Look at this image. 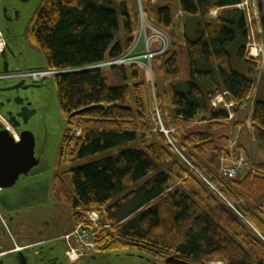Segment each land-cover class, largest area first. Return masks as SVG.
I'll return each mask as SVG.
<instances>
[{"label": "trees", "instance_id": "obj_1", "mask_svg": "<svg viewBox=\"0 0 264 264\" xmlns=\"http://www.w3.org/2000/svg\"><path fill=\"white\" fill-rule=\"evenodd\" d=\"M139 1L151 37L153 89L168 137L160 131L146 68L139 62L90 67L115 59L136 43ZM240 0H40L22 37L42 55L51 75L64 129L55 154L60 167L125 143L116 156L55 172L50 197L70 211L57 235L96 211L95 251H137L162 264H264V161L234 179L220 173L228 113L211 105L228 91L242 103L255 79L231 66L230 49L246 57L248 28ZM261 5V4H259ZM263 25H264V6ZM223 8L216 16L209 13ZM192 29L179 31L177 19ZM232 47V48H231ZM183 71L185 75L183 76ZM184 77V78H183ZM82 112L70 116L77 110ZM263 141L264 100L251 116ZM172 130V131H171ZM169 139L173 143H170ZM227 160L228 155H225ZM141 182L139 185H137Z\"/></svg>", "mask_w": 264, "mask_h": 264}, {"label": "flooded vegetation", "instance_id": "obj_2", "mask_svg": "<svg viewBox=\"0 0 264 264\" xmlns=\"http://www.w3.org/2000/svg\"><path fill=\"white\" fill-rule=\"evenodd\" d=\"M3 34L0 30V81H9L17 77L11 63L5 64L11 48ZM3 114L0 112V131L7 130L18 139L22 127L13 125ZM39 163L12 186L11 174L0 178V264H112L110 252L95 250L70 262L65 243L57 235L63 224L59 219L62 207L50 197L55 172L48 176Z\"/></svg>", "mask_w": 264, "mask_h": 264}, {"label": "rangeland", "instance_id": "obj_3", "mask_svg": "<svg viewBox=\"0 0 264 264\" xmlns=\"http://www.w3.org/2000/svg\"><path fill=\"white\" fill-rule=\"evenodd\" d=\"M249 4H250V8L254 10V15H250L252 30L250 31L249 35L253 36L252 38L255 40V43L257 45L258 44L262 45V52L257 57H250L248 54H246L247 58L255 61V63L252 64L240 59L235 51L233 54H231V66L234 70L250 78H253L255 74V83L253 85L250 98L247 99L246 105L242 108H239L235 112V115L231 121L227 120L225 122V128L220 130V132L228 134L229 125H232L233 128H231V132H233V135H236L235 131L237 129V125L245 124L244 126L242 125L241 127L242 129L239 131V143L238 145H236L234 149V153L237 155L238 152L241 151L242 155L244 156L247 155L248 158L252 157L255 163H257V162H261V159L264 160L263 141H256V144L255 141H253V133L251 130V116L255 104L254 96L255 97L258 96L259 99L264 100V27L262 24L263 11H261V7H260L261 5L262 7L264 6V0H249ZM177 26L178 28H180V20L178 19H177ZM155 34L149 36L146 30L145 32L144 31L139 32V41H143V47L142 49H137V47H135L134 53L142 54L146 50L144 43L145 37H147V39L150 40V38L154 37ZM136 49L138 51L142 50V52L138 53L136 52ZM17 53L21 57V61L15 62L14 66L19 68L18 69L19 71H21L22 68H25L28 65H33V64L39 65L42 63V57L40 52L35 47H32L23 41L18 45ZM20 62L21 65H19ZM105 73L110 78H111V74L113 73L119 76V73L110 66L105 67ZM182 75L183 76L185 75L184 71ZM45 76H49V77H46L44 79L42 96L41 93H36L35 91L32 90H26V91H31V93L21 91L20 94L22 96L26 95L28 97V101L30 102L29 110L31 113V117L28 120V122L25 124V128L30 130L34 135L35 154L40 158L39 166L44 167V172H46V174L61 172L73 167L81 166L96 160H100L104 157L116 156L119 152H121L124 149L139 145L138 143H134V142L125 143L110 149H106L94 154L87 155L82 158H78L72 162H65L60 167H55L54 165L55 154L57 151V147L60 143L61 137L63 135L64 129L66 128V125L64 118L58 108V103L53 85V79L50 75H45ZM43 78H41V80ZM151 101L155 107L156 96L152 95ZM11 108H16V106L14 104H11ZM235 119L239 120L238 121L239 124H236L237 122H235ZM246 122L249 124V128L247 127ZM243 136L245 137L244 146L246 145L244 148H242L243 147L242 138H244ZM257 151L260 154H257ZM226 154L229 156L228 152H226ZM140 183L141 182H139L137 185H139ZM61 207L62 209L61 211H59V219L63 220V223L66 222V225L71 224L72 221L70 218V211L65 207L64 204H61Z\"/></svg>", "mask_w": 264, "mask_h": 264}, {"label": "water", "instance_id": "obj_4", "mask_svg": "<svg viewBox=\"0 0 264 264\" xmlns=\"http://www.w3.org/2000/svg\"><path fill=\"white\" fill-rule=\"evenodd\" d=\"M39 1L0 0V30L8 37L9 47L11 48L9 57L5 59V64L11 63V71H19V68L14 66L15 62L21 61V57L17 53L18 45L22 41L25 42L22 37L23 30ZM139 7L141 16L143 17L140 2ZM19 65H21V62ZM44 67L42 58L41 64L28 65L22 68L21 71L44 69ZM7 71V68L3 70V72ZM46 77L49 76H45L36 84H34L35 81L33 79L28 77L0 81V112L4 113L3 115H6V118L13 125L22 127L19 128L20 137L18 139L10 135L7 130L0 131V178L11 174V186L17 182L21 175L27 174L40 161V158L35 154L34 135L30 130L25 128V124L31 117L29 110L30 102L28 101V97L26 95L22 96L20 92L31 93V91L26 90H32L36 93H41L42 96L44 79ZM11 104H14L16 108H11ZM83 110H77L70 116L76 115ZM49 175L50 173H48ZM110 262L112 264H162L153 257L137 251L110 252Z\"/></svg>", "mask_w": 264, "mask_h": 264}, {"label": "built area", "instance_id": "obj_5", "mask_svg": "<svg viewBox=\"0 0 264 264\" xmlns=\"http://www.w3.org/2000/svg\"><path fill=\"white\" fill-rule=\"evenodd\" d=\"M235 6L244 13V16L246 18L247 28H248V37H247L248 42L246 44L247 54L250 57H257L262 52V45L260 44L257 45L255 43V40L252 38L253 36L249 35L250 31L252 30L250 15H254V10L250 8L249 0H240V2L237 3ZM220 10L221 8L215 9L210 12V15H216L217 13L220 12ZM140 28H141L140 32H143V31L145 32L146 22L142 17L140 21ZM154 37H158L159 40L161 41L162 46H161L160 51L164 50L168 45V38L166 34L162 31L156 30V34ZM144 43H145L146 50L142 54L134 53V50L136 47V45H134L131 49L126 51L124 54H122L118 58L100 62L90 67H104V66H111V65H117V64H127V63H132V62H139L145 66L147 73L150 77V80L152 82L151 58L153 57L155 52L149 49V39H147V37H145ZM52 73H54V71L41 70V71L20 72L14 75L19 76V77H25V76L32 77L34 80H39L45 75H49ZM152 94L153 96H155L153 85H152ZM249 98L250 96H248L245 102L243 103H237L233 101L231 98H229V92L224 90V91L217 93L212 98L211 105L214 108H222L226 110L228 113L227 120L231 121L235 115L237 108L244 107L246 105L247 99ZM156 116L160 124V131L164 132L165 135L168 137L169 130L164 128L160 120L157 107H156ZM247 122L246 124H247V127L249 128V124ZM241 127L242 125H238L235 131L236 135H233V132H231V128L233 127L232 125H229V132L227 135L230 138L227 142V146L225 147V151L229 153V156H228L229 159L227 160V157L225 156L226 153H224L223 157H221L220 159L221 160L220 173L222 177L226 179H234L238 177L240 174L245 173L246 171H251V172L254 171L252 163L247 161L246 157L242 155L241 151L238 152L237 155L234 153V149L236 145H238L239 143V131L242 129ZM169 141L173 145L170 139ZM98 219H99V215L97 212L92 211V212L86 213V217L83 223L77 225L71 232L62 236V238H64L66 245L68 247L67 255H68L70 262L76 261L80 255H82L85 252H89L95 248V242L91 237V230H93L94 228L100 225ZM207 264H225V263L221 260H210L207 262Z\"/></svg>", "mask_w": 264, "mask_h": 264}, {"label": "crops", "instance_id": "obj_6", "mask_svg": "<svg viewBox=\"0 0 264 264\" xmlns=\"http://www.w3.org/2000/svg\"><path fill=\"white\" fill-rule=\"evenodd\" d=\"M178 20H180V28H179V31H182L185 27L187 28V29H192V24H193V22L191 21V20H186V23L184 22V17H183V14L181 13V11H179V18H178ZM263 27H264V25H263ZM259 39V38H258ZM260 40V39H259ZM136 47H137V49H142V47H143V41H138L137 42V45H136ZM232 48V47H231ZM136 49V52H138V53H141L142 52V50L141 51H138ZM236 50L234 49V48H232L231 49V51H230V53L231 54H233L234 52H235ZM111 78H112V81H118L119 79H120V77L118 76V75H116V74H111ZM253 78H255V74H254V76H253ZM260 83V82H259ZM258 97V96H257ZM259 98V97H258ZM244 137V136H243ZM243 140V147L242 148H244L245 146H244V143H245V137L244 138H242ZM253 141H255V140H253ZM251 142H252V140H251ZM255 144H256V141H255ZM257 154H260L258 151H257ZM252 158V157H251ZM253 159V158H252ZM261 159V158H260ZM254 160V159H253ZM264 160L263 159H261V162H263Z\"/></svg>", "mask_w": 264, "mask_h": 264}, {"label": "bare ground", "instance_id": "obj_7", "mask_svg": "<svg viewBox=\"0 0 264 264\" xmlns=\"http://www.w3.org/2000/svg\"><path fill=\"white\" fill-rule=\"evenodd\" d=\"M215 9H220V8H214V9H212L211 11H213V10H215ZM210 11V12H211ZM210 14V13H209ZM248 42V41H247ZM2 46V39H1V36H0V47ZM246 54H247V49H246ZM118 58V57H117ZM98 64V63H97ZM229 136H228V139H227V141L229 140Z\"/></svg>", "mask_w": 264, "mask_h": 264}]
</instances>
